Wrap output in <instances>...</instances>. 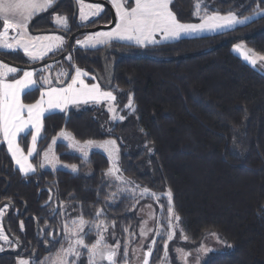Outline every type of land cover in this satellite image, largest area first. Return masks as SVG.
I'll use <instances>...</instances> for the list:
<instances>
[{
    "label": "trees",
    "instance_id": "1",
    "mask_svg": "<svg viewBox=\"0 0 264 264\" xmlns=\"http://www.w3.org/2000/svg\"><path fill=\"white\" fill-rule=\"evenodd\" d=\"M58 2L55 9L37 15L33 31L56 28L54 11L65 14L72 24L73 0ZM205 5L209 11L243 15L252 14L256 6L255 0H208ZM171 6L180 20L195 18V0H174ZM82 27L75 25L65 36ZM82 35L75 37L69 52L73 63L95 75L104 88L118 89L114 94L126 119L110 121L101 105L47 114L44 139L37 145L40 155H34L33 162H38L61 130L80 141L115 137L124 176L157 194L171 189L175 211L189 237L186 247L198 246L208 233L215 232L225 245L211 251L203 260L206 264H264V72L233 51L234 44L242 41L264 54V19L147 47L122 42L97 49L74 47ZM0 53L10 61L25 62L21 51ZM67 68L74 71L69 62ZM128 94L136 108L131 114L124 108ZM38 96L36 90L23 98L29 103ZM19 141L27 151L30 135ZM56 153L60 160L78 164V172L46 168L24 176L6 144L0 143V201L10 199L18 207L10 223L25 244L36 246L38 258L54 254L60 247L47 233L58 239L62 236L63 217L52 211L61 201L75 206L67 209L72 217L82 210L86 219H92L103 208L109 224L115 220L114 231L120 237L125 227L137 229L138 209L151 199L136 201L124 193L110 201L111 206L106 204L116 187H110L104 175L110 167L104 153L92 150L90 162L84 163L62 141L57 143ZM161 204L166 215V198L160 201V214ZM112 232L110 228L109 237ZM45 239L49 244L45 245ZM94 239L92 233L87 242ZM162 256L163 241L158 238L151 263L157 264ZM5 261L6 257H0V264Z\"/></svg>",
    "mask_w": 264,
    "mask_h": 264
},
{
    "label": "snow or ice",
    "instance_id": "2",
    "mask_svg": "<svg viewBox=\"0 0 264 264\" xmlns=\"http://www.w3.org/2000/svg\"><path fill=\"white\" fill-rule=\"evenodd\" d=\"M75 2L79 7L80 26H85L91 17L99 16L103 11L99 3H86L85 0H75ZM202 2L203 0H198L193 12L200 22L183 23L178 20L170 8L172 0H134V6L131 7L128 6L129 0H110L115 10L114 27L107 31L86 34L83 39H78L76 44L84 49H97L98 46L107 47L111 46L113 42L147 47L166 41L179 40L196 33L233 29L237 25L264 19V8L261 7L264 5V0H255L256 6L252 9V14L243 16V18H241L242 14L233 11L226 14H220L218 10L209 13L207 5L202 7ZM57 3L58 0H0V21H2L3 27V30L0 31V52L21 51L30 64H37L64 53L68 41L63 35L32 34L29 30V23L36 15L47 12L49 9H55ZM53 22L63 32L71 30L69 18L66 15L54 12ZM10 32L14 35H11ZM234 50L254 66L257 64V60L264 61V55H256L252 50L245 49L243 44L235 45ZM65 59L69 62L70 68L74 70V74L64 68L60 61L46 63L40 68L30 70L10 66L0 61V138H2L0 143L6 144L7 152L24 176L37 172V166L30 161V158L40 155L37 145L39 140L44 139L42 133L46 114H52L55 110L64 112L70 105L79 106L91 102L96 105L106 104L107 111L111 114L110 121L114 123L126 119L125 115H120L117 111V97L114 95V91L118 89H103L95 75H91L73 63L71 54H68ZM57 64L61 66L53 76L52 69ZM18 73H22V75H17ZM86 78L96 82L87 83ZM36 90L40 92L39 99L34 103H24L22 97ZM124 108L129 110V114L135 112L132 94H128V101ZM108 131L111 132V129ZM29 135L31 146L25 154L18 140ZM58 141H66V147L80 153L84 163L90 162V151L94 148L101 149L107 154L110 167L104 175L109 180L110 187L115 185L116 191L108 195L106 204L114 201L118 194L124 193L129 194L136 201L149 198L160 203L162 197L166 198V215L164 214L165 207L161 204L160 215H157L154 210L149 211L147 219L141 220L139 224L140 244L136 248H132V253L137 260H140L142 253L141 264H149V259L153 255L159 238L163 241V257L160 264H171L168 246L176 237L177 232L180 233L183 241H189V237L181 226V217L175 211L171 189L165 193L157 194L124 176L119 167L120 147L116 139L100 141L88 139L82 142L66 130H61L52 138L51 143L43 151L39 168L49 165L55 170L60 165L72 173L78 172L76 164H61L55 152ZM49 191L51 192V189ZM71 198L75 199L74 196ZM51 199L50 196L49 202ZM8 206L7 204L0 206V241L4 245L15 248L21 243L19 238L13 242L5 234L2 226ZM109 206L111 205L109 204ZM69 207L75 208L74 205L61 201L59 208L52 210L54 216L58 213L63 217L62 236L58 239L51 232L47 233L53 244H60L55 253L43 259H37L35 255L32 258L18 257L17 264H84L85 258L86 264H129V248L136 236L135 233L127 227L123 228V232L128 234V238L124 241L121 257L120 240L117 239L115 244H110L107 238L110 228L113 230L114 236L116 222L113 220L109 224L107 213L103 208H98L92 219H86L82 210L78 216L72 217L67 212ZM147 207L151 209L152 205L149 204ZM150 221L154 223V226H149ZM45 227L47 228L48 225L46 224ZM20 228L21 230L24 228L23 221L20 222ZM92 233H95V239L88 243L87 238ZM207 235L219 239L215 232ZM150 236L151 240L147 245V251H144V242L148 241ZM44 243L45 245L49 244V240L45 239ZM3 250V246H0V251ZM174 251L179 254L181 264H190L189 258L193 256V251L195 264H206V261L202 260V256L206 257L213 249L201 243L194 250L186 251L183 248H175Z\"/></svg>",
    "mask_w": 264,
    "mask_h": 264
},
{
    "label": "rangeland",
    "instance_id": "3",
    "mask_svg": "<svg viewBox=\"0 0 264 264\" xmlns=\"http://www.w3.org/2000/svg\"><path fill=\"white\" fill-rule=\"evenodd\" d=\"M107 1V3H104V2H98V1H92V0H85V2L86 3H99L101 6H102V8H103V11H102V13L99 15V16H96V17H91L90 18V20L88 21V22H86V25L84 26V28H88V27H94V26H97V25H108V24H110L111 23V21H112V18H113V16L115 17V10H114V8H113V6H112V4L110 3V0H106ZM174 0H172V2H173ZM73 2H74V19L72 20V24L69 22V25H70V28H73L75 25L76 26H78V25H80L81 24V22H80V20H79V7H78V5H77V3L75 2V0H73ZM198 2V0H195V4ZM207 2H208V0H203V2H202V7L205 5V4H207ZM172 4V3H171ZM171 4H170V8H171V10L175 13V11L172 9V6H171ZM128 6L129 7H131V6H134V0H129V4H128ZM50 10V9H49ZM48 10V11H49ZM209 11V10H208ZM55 13H59V14H62V13H60V12H58V11H54ZM54 12H52V19H53V14H54ZM211 12H213V11H209V13H211ZM220 14H226V13H222V12H219ZM235 13H237V14H240V13H238V12H235ZM62 15H65V14H62ZM175 15H176V13H175ZM249 15H251V14H247V15H241V18H243V16H249ZM177 16V15H176ZM195 17V16H194ZM178 18V17H177ZM178 20H180L179 18H178ZM115 21H116V17H115ZM181 22H183V23H199L200 22V20L197 18V17H195L193 20H191V21H182V20H180ZM31 22V21H30ZM53 24H54V22H53ZM115 24V23H114ZM54 26H56L55 24H54ZM238 26V25H237ZM112 27H114V25L112 26ZM236 27V26H235ZM111 29V27L110 28H103V29H100V30H97V31H107V30H110ZM3 30V27H2V21H0V31H2ZM225 30H229V29H225ZM225 30H221V31H216V32H202V33H196V34H193V35H191V36H185V37H192V36H201V35H207V34H214V33H217V32H222V31H225ZM97 31H94V32H86V33H84V35H86V34H90V33H95V32H97ZM59 34V35H63L64 37H65V39L67 40L68 38H66V36H65V32H63V31H61V30H57L56 28H55V30H53V31H45V32H40V33H36V34ZM10 34L11 35H14V33H12V32H10ZM84 35H82L80 38H78V39H83L84 38ZM158 39L160 38V37H157ZM77 39V40H78ZM76 40V41H77ZM167 42V41H166ZM123 43V42H122ZM163 43V42H162ZM237 44H243L244 46H245V49H250V50H252L256 55H264V54H261V53H259V52H257L256 50H254L253 48H251V47H249L245 42H242V41H239V42H237V43H235L234 44V46L235 45H237ZM77 44H76V42H75V45H74V47H77L76 46ZM234 46H233V51L236 53V54H238L239 56H241L242 58H243V56L240 54V53H238L237 51H235L234 50ZM98 47H102V46H98ZM58 56V55H57ZM56 57V56H55ZM51 58H53V57H51ZM51 58H49V59H51ZM244 59V58H243ZM47 60V59H46ZM245 60V59H244ZM0 61H3L4 63H7V64H9L10 66H15V65H13L12 63H10V62H7V61H5V60H2V59H0ZM25 62V64H30L29 63V61H28V59H27V57H25V60H24ZM57 61H60L61 63H62V65H63V67L64 68H66V69H68L67 68V63H68V61L66 60V59H60V60H57ZM246 61V60H245ZM248 62V61H247ZM48 63H53V62H48ZM249 64H251L250 62H248ZM252 65V64H251ZM42 66H44V64L43 65H41V66H38L37 68H40V67H42ZM61 65L60 64H57L56 65V67L55 68H53L52 69V74H53V76L55 75V72L59 69V67H60ZM253 67H255L256 69H258V70H260V71H262V72H264V61H260V60H257V64L254 66V65H252ZM15 67H17V66H15ZM18 68V67H17ZM26 70H30V69H26ZM67 82V81H66ZM115 95V94H114ZM116 104H117V106H118V108H117V111L119 112V114L120 115H123V113H122V110H121V108L119 107V105H118V103H117V101H116ZM127 104V103H126ZM125 104V105H126ZM84 105V104H83ZM89 105H91V104H89ZM89 105H86V106H89ZM101 106H103V108L104 109H106L107 110V107H106V104H100ZM79 106H82V105H79ZM72 108H77V106H74V105H72ZM110 113H109V119H110ZM43 134V133H42ZM58 134V133H57ZM56 134V135H57ZM55 135V136H56ZM105 139H116L117 140V143H118V145H119V147H120V143H119V140L117 139V138H115V137H105V138H95V139H93V140H97V141H100V140H105ZM58 142H60V141H58ZM62 142H65L66 144H67V142L66 141H62ZM83 142V141H82ZM51 143V142H50ZM49 143V144H50ZM47 148V147H46ZM46 148L44 149V150H46ZM68 150H70V151H72V152H75L74 150H72V149H68ZM92 150H97V151H100V152H102V153H104L101 149H92ZM91 150V151H92ZM90 151V152H91ZM55 152H56V146H55ZM75 153H78V152H75ZM78 154H80V153H78ZM106 156H107V154L106 153H104ZM56 155H57V153H56ZM81 155V154H80ZM121 155V154H120ZM58 156V155H57ZM42 157H43V152H42V154H41V157L39 158V160H38V162L37 163H34V162H32L34 165H36L37 166V169H46V168H49V169H52L51 168V166H49V165H46L44 168H39V164H40V162H41V160H42ZM59 157V156H58ZM61 161V164H65V165H71V164H75V163H70V162H66V161H62V160H60ZM77 166H78V164H76ZM57 168H64V167H61L60 165H58L57 166ZM64 169H67V168H64ZM78 169H79V166H78ZM69 170V169H68ZM167 202V201H166ZM152 205V208L151 209H149L148 207H147V205ZM159 208H160V203H157L155 200H153V199H151V200H148V201H144L141 205H140V207H139V209H138V217H139V222H138V225H137V229L136 230H133V231H131V232H133V233H135L136 234V236H135V238L132 240V243H131V245H130V248H129V264H141V261H142V259H143V255H142V253L140 254V260H137L136 258H135V256L133 255V253H132V248H136L139 244H140V237H139V224H140V222H141V220H143V219H147V213L149 212V211H155V213L157 214V215H160V212H159ZM149 226L150 227H152V226H154V223L152 222V221H150L149 222ZM108 238V242L110 243V244H115V242H116V240L117 239H119L120 240V242H121V257H122V255H123V244H124V241H125V239H127L128 238V234L127 233H125L124 232V236L122 237H120V236H118V234H117V232L115 233V231H114V236H113V232H112V234H111V237H107ZM112 239V240H111ZM150 240H151V236L149 237V240L148 241H145L144 242V251H147V245H148V243H150ZM201 243H203L206 247H208V248H210V249H213V250H220V249H222V248H224V245H225V243L219 238V239H217L216 237H213V236H211V235H207L202 241H201ZM201 243H199L198 244V246L201 244ZM186 242L185 241H183L182 239H181V236L178 234V232H177V234H176V237L169 243V246H168V249H169V257H170V261H171V264H181V261H180V259H179V254L178 253H176L175 251H174V249L175 248H183L184 250H186V251H188V250H194L196 247H198V246H196V247H192V248H189V247H186ZM0 246H5L4 244H3V242L2 241H0ZM7 248V247H6ZM48 255H50V254H48ZM47 255V256H48ZM152 257H153V255L150 257V259H149V264H154V263H151V259H152ZM163 257V256H162ZM194 257H195V253H194V251H193V256L192 257H190L189 258V261H190V264H195V260H194ZM207 257V256H206ZM206 257H203L202 256V260H204ZM22 258H28V257H22ZM30 258H32L31 256H30ZM18 259V257L16 258V260ZM119 259V258H118ZM85 261H84V264H86V258L84 259ZM157 264H160V262H158Z\"/></svg>",
    "mask_w": 264,
    "mask_h": 264
},
{
    "label": "water",
    "instance_id": "4",
    "mask_svg": "<svg viewBox=\"0 0 264 264\" xmlns=\"http://www.w3.org/2000/svg\"><path fill=\"white\" fill-rule=\"evenodd\" d=\"M92 1H98V2H104V3H107L106 0H92ZM37 18H38V16L35 17V18L31 21V23H30V28H31V29H32V24H33V22H34ZM114 23H115V17L113 16L111 23L108 24V25H97V26H94V27H88V28H84V27H83V28L77 29L76 31H74L73 33H71V34L69 35V37H68V39H67V41H68V46H67L66 51H65L64 53H61V54H59L58 56L53 57V58H51V59H47V60H45V61H41V62H39V63H37V64H25V63H19V62L10 61V60H8L5 56H3L1 53H0V59L5 60V61H7V62H10V63H12L13 65H15V66H17V67H19V68H22V69H33V68H37L38 66H41V65H43V64H46V63H48V62H53V61L60 60L61 58H63V57H65L66 55H68L69 52H70V50H71V48H72V46H73V42H74L75 37L78 36L79 34H81V33H86V32H94V31H97V30H100V29H103V28H110V27H112V26L114 25ZM53 30H55V29H49V30H47V31H53ZM6 203H9V204L11 205V209L8 211V213H7V214L5 215V217H4V226H5V229H6L7 233H8V235H9L12 239L15 240L17 237L14 236V234L12 233V231L10 230L9 225H8V217H9V215L12 213V211H13V209H14V203H13L12 201H10V200H2V201L0 202V206L4 205V204H6ZM20 250H21V243H20V245L18 246V248H17L16 250H3V251H0V256H2V255H6V254H18V253L20 252Z\"/></svg>",
    "mask_w": 264,
    "mask_h": 264
},
{
    "label": "flooded vegetation",
    "instance_id": "5",
    "mask_svg": "<svg viewBox=\"0 0 264 264\" xmlns=\"http://www.w3.org/2000/svg\"><path fill=\"white\" fill-rule=\"evenodd\" d=\"M74 3V2H73ZM59 4V2L57 3V5ZM56 5V6H57ZM38 170V169H37ZM2 200H10V199H2ZM1 200V201H2ZM0 201V202H1ZM10 201H12V200H10ZM13 202V201H12ZM14 203V202H13ZM7 205H9L8 207H7V209L5 210V215L8 213V211L11 209V205L9 204V203H6ZM5 205V204H4ZM17 211H19L18 210V207L15 205V203H14V209H13V211H12V213L9 215V217H8V225H9V228H10V230L12 231V233L14 234V236H16L17 238H19V240H20V242H21V250H20V252L18 253V254H6V255H2V256H0V257H6V261L5 262H2V264H17V260H16V258L17 257H28V258H30V256L32 257L33 255H35V257L37 258V259H40V258H38L39 256H38V250H37V248H36V246L33 244V243H31V244H28V243H24L23 242V239H22V237L15 231V227H13V224H11L10 223V217H11V215L15 212H17ZM5 215H4V217H5ZM4 217H3V220H2V226H3V228H4V231H5V234L6 235H8V233H7V231H6V229H5V226H4ZM9 236V235H8ZM9 238L11 239V240H13V242H15V240L14 239H12L10 236H9ZM7 247V248H6ZM4 250H16L17 248H18V246L17 247H11V246H8V245H5L4 247ZM48 249H50V248H48ZM47 249V250H48Z\"/></svg>",
    "mask_w": 264,
    "mask_h": 264
},
{
    "label": "crops",
    "instance_id": "6",
    "mask_svg": "<svg viewBox=\"0 0 264 264\" xmlns=\"http://www.w3.org/2000/svg\"><path fill=\"white\" fill-rule=\"evenodd\" d=\"M40 14H43V13H40ZM40 14H38V15H40ZM36 16H37V15H36ZM36 16H35V17H36ZM35 17H34V18H35ZM34 18H33V19H34ZM33 19H32V20H33ZM32 20H31V21H32ZM52 22H53V19H52ZM30 23H31V22H30ZM30 23H29V30H30V32H31L32 34H36V33H40V32H45V31H38V32L33 31V30L30 28ZM55 27H56V26H55ZM56 29H58V28L56 27ZM49 32H50V31H49ZM65 33H66V32H65ZM66 38H67V37H66ZM76 46L79 47L78 45H76ZM18 68H19V67H18ZM21 69H22V68H21ZM25 70H26V69H25ZM73 74H74V71H73ZM20 75H22V73H20ZM67 82H69V81H67ZM86 82H87V83H94V82H96V81H93V80H92V81L90 82V81H88V78H86ZM99 83H100V82H99ZM100 84H101V87H102L103 89H105V90H109V89L104 88V87L102 86V83H100ZM39 96H40V92H39ZM39 96H38L37 99H39ZM22 99H23V101H24V98H23V97H22ZM37 99H36V100H37ZM36 100H35V101H36ZM35 101H33V102H29V103H34ZM24 103H27V102L24 101ZM89 104L94 105V106H97L96 104L91 103V102L88 103V104H84V105L82 104V106H77V108H72V105H70V106L68 107V109H67L66 111H64V112H68L70 109H81V108H83V107H86V105H89ZM55 112H61V111H59V110H55ZM46 115H47V114H46ZM46 115H45V116H46ZM22 135H23V134H22ZM1 140H2V138H1ZM18 142L20 143L19 140H18ZM20 146H21V144H20ZM30 146H31V142H30ZM30 146H29V147H30ZM21 148H22V146H21ZM22 149H23V148H22ZM23 150H24V149H23ZM24 152H25V154H27V151L24 150ZM10 156H11V155H10ZM30 161L33 162L32 158H30ZM13 162H14V161H13ZM14 164H15V162H14ZM15 166L18 168V166H17L16 164H15Z\"/></svg>",
    "mask_w": 264,
    "mask_h": 264
}]
</instances>
